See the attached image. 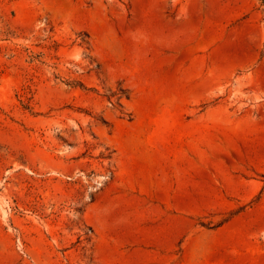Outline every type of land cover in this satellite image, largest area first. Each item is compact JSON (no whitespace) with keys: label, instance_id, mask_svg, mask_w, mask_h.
I'll return each mask as SVG.
<instances>
[{"label":"rangeland","instance_id":"1","mask_svg":"<svg viewBox=\"0 0 264 264\" xmlns=\"http://www.w3.org/2000/svg\"><path fill=\"white\" fill-rule=\"evenodd\" d=\"M262 61L264 0H0V264H264Z\"/></svg>","mask_w":264,"mask_h":264},{"label":"crops","instance_id":"2","mask_svg":"<svg viewBox=\"0 0 264 264\" xmlns=\"http://www.w3.org/2000/svg\"><path fill=\"white\" fill-rule=\"evenodd\" d=\"M252 76L254 81H260V84L264 86V61L259 63L253 70H252ZM188 249H186V252L184 253L185 257H182L180 260L181 262H177L174 264H229L226 262H223V258L219 257L218 253L216 251H213L215 247H205L202 248L204 250L197 252H188ZM199 249V248H197ZM201 249V248H200ZM196 254V256H189Z\"/></svg>","mask_w":264,"mask_h":264}]
</instances>
